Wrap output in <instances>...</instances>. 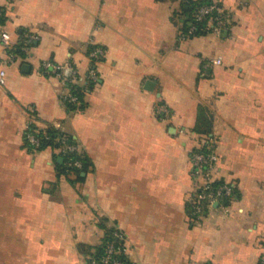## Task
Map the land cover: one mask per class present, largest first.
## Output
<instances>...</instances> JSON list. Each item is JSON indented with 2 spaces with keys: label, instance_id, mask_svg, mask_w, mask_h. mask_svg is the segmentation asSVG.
<instances>
[{
  "label": "crops",
  "instance_id": "1",
  "mask_svg": "<svg viewBox=\"0 0 264 264\" xmlns=\"http://www.w3.org/2000/svg\"><path fill=\"white\" fill-rule=\"evenodd\" d=\"M202 1L220 4L231 23L182 39ZM0 8V34H11L12 48L25 44L12 59L0 39V264H89L114 230L128 264H264V0ZM93 47L104 51L98 81L84 90V108L69 110L64 78L75 70L84 79ZM157 104L171 120L156 116ZM29 121L78 143L89 162L82 179L60 174L51 148L24 147ZM205 137L219 156L215 178L235 195L229 215L215 206L194 222L190 154Z\"/></svg>",
  "mask_w": 264,
  "mask_h": 264
},
{
  "label": "built area",
  "instance_id": "2",
  "mask_svg": "<svg viewBox=\"0 0 264 264\" xmlns=\"http://www.w3.org/2000/svg\"><path fill=\"white\" fill-rule=\"evenodd\" d=\"M2 15L3 11L0 8V16ZM231 17V14L216 2L199 3L194 7L191 14L190 25L182 32L181 38L187 39L196 36L198 30H201L205 34L209 32H220L226 29L231 23ZM0 39L7 49H12V37L10 33L2 31ZM9 56L13 59L14 54L9 53ZM103 57V49L100 47H93L89 51L90 67L84 79L80 77L75 70H72L70 77L64 78L67 91L63 94L62 101L65 105L66 103H79L78 96L72 91L73 86L78 85L85 90L89 85H94L98 81L97 64ZM221 63V58L212 61L213 65H220ZM66 68H71V66H58L53 63L45 64L46 70L63 71ZM5 77V70H0L1 85L5 84ZM82 79L85 82L84 85L80 84ZM74 91H76V89ZM31 111L33 112V109ZM155 114L161 121H169L172 118L171 109L164 104H157L155 106ZM33 126L34 124L32 121H29L25 125L23 140L27 146H30L36 151L39 150L41 143L39 136L33 131ZM56 142L59 143L58 150L61 157L67 158L68 166L77 171H81L83 163L80 160L68 156L70 153L74 152L81 153L78 143L64 133H60ZM202 146L207 148L206 152H202L199 148H196L191 150L190 154L193 175L199 179L197 190L192 195L189 207V215L194 222L202 220L208 210L215 206L225 216L229 215L230 203L235 193V186L232 182L224 181L221 185L217 187L214 186V183L218 181L215 178V170L219 156L215 151L211 138L205 137L202 139L201 147ZM109 235L112 239H107ZM123 239V235L117 230L110 232L108 235L106 234L102 244L104 245L102 254L98 257H91L89 259V264H128L126 259L128 246Z\"/></svg>",
  "mask_w": 264,
  "mask_h": 264
},
{
  "label": "trees",
  "instance_id": "3",
  "mask_svg": "<svg viewBox=\"0 0 264 264\" xmlns=\"http://www.w3.org/2000/svg\"><path fill=\"white\" fill-rule=\"evenodd\" d=\"M209 1H202L201 3H207ZM199 4V3H198ZM193 11V10H192ZM192 11H191V14H192ZM3 17H4V14L2 16H0V24L3 22ZM187 28V27H186ZM205 34L204 32H202L201 30H198L197 31V35H203ZM25 47V44H18V45H15V47H13L11 50H9V53H12V54H20L23 49ZM92 87V85H89L88 88ZM76 89V91H74ZM73 93L76 94L79 98V103L78 104H71V103H66L67 107L69 110H77V109H83L84 108V102H83V99H84V90L82 89L81 86H78V85H75L73 86V89H72ZM33 131L39 136L40 138V147H39V150H44L46 148H51L54 152H55V156H54V159H55V164H56V167H57V170L60 174H74L77 176L78 179H82L81 177V172L82 171H85L87 169V166H88V158L85 154H83L82 152L81 153H77V152H74V153H70L68 156L74 158V159H77V160H80L82 163H83V168L81 171H77L73 168H70L67 164V158H62L61 157V154L59 153V143L56 142V139L60 136V131L57 130L56 128L54 127H48L46 129H39L37 128L36 126H33ZM197 132L201 133V134H207V131L208 130H203L201 129L200 127L196 129ZM71 138V137H70ZM24 142V140H23ZM24 144V147L31 150V151H35L33 148H31L30 146H27V144L23 143ZM200 151L202 152H206L207 151V148L205 146H202V147H198ZM59 158H62L63 160L60 162L59 161ZM222 182H224L223 180H218L214 183V186L217 187L219 185L222 184ZM235 195V193H234ZM234 198V196H233ZM110 234V232L107 233V235ZM107 239H112V237L109 235L107 237ZM103 247L104 245L101 246V248L99 249V251L96 253L95 257H98L102 254L103 252Z\"/></svg>",
  "mask_w": 264,
  "mask_h": 264
},
{
  "label": "water",
  "instance_id": "4",
  "mask_svg": "<svg viewBox=\"0 0 264 264\" xmlns=\"http://www.w3.org/2000/svg\"><path fill=\"white\" fill-rule=\"evenodd\" d=\"M68 72H69V70H68ZM149 84H151V82H149ZM63 159L62 158H59V161L61 162ZM85 175V173L83 172L82 173V176H84Z\"/></svg>",
  "mask_w": 264,
  "mask_h": 264
}]
</instances>
